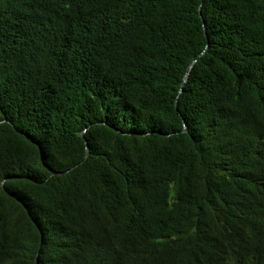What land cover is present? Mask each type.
Wrapping results in <instances>:
<instances>
[{
	"label": "trees",
	"instance_id": "obj_1",
	"mask_svg": "<svg viewBox=\"0 0 264 264\" xmlns=\"http://www.w3.org/2000/svg\"><path fill=\"white\" fill-rule=\"evenodd\" d=\"M0 264H264V0H0Z\"/></svg>",
	"mask_w": 264,
	"mask_h": 264
},
{
	"label": "water",
	"instance_id": "obj_2",
	"mask_svg": "<svg viewBox=\"0 0 264 264\" xmlns=\"http://www.w3.org/2000/svg\"><path fill=\"white\" fill-rule=\"evenodd\" d=\"M204 27H205V25H204ZM194 64H195V63H193V64L189 67L188 72H187V75L185 76V80H184L183 86H184V85L186 84V82L188 81L189 74H190V72H191V70H192Z\"/></svg>",
	"mask_w": 264,
	"mask_h": 264
}]
</instances>
